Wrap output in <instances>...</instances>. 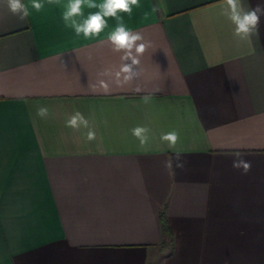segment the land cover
I'll use <instances>...</instances> for the list:
<instances>
[{
  "label": "crops",
  "instance_id": "obj_1",
  "mask_svg": "<svg viewBox=\"0 0 264 264\" xmlns=\"http://www.w3.org/2000/svg\"><path fill=\"white\" fill-rule=\"evenodd\" d=\"M224 3L140 0L122 14L145 45L128 81L107 41L115 19L85 39L58 6L20 21L0 0V264H264V16L239 41ZM75 111L96 140L65 127Z\"/></svg>",
  "mask_w": 264,
  "mask_h": 264
},
{
  "label": "clouds",
  "instance_id": "obj_2",
  "mask_svg": "<svg viewBox=\"0 0 264 264\" xmlns=\"http://www.w3.org/2000/svg\"><path fill=\"white\" fill-rule=\"evenodd\" d=\"M58 6L61 11V19L66 28L71 29L76 37L92 39L98 37L108 27V19L113 18L116 26L108 32L107 41L111 44L115 52H123V64L116 73L119 76L125 74V80H133L139 77L138 68L139 59L135 54L143 53L145 45L139 43L142 37L139 33L133 32L127 27L122 14L131 17L133 9L139 8L140 0H6L8 11L16 16L20 21H26L33 12L40 13L45 6ZM96 9L89 11L85 15L84 9ZM159 11L157 4L152 5L149 12L144 13L147 19ZM232 25L233 35L239 41L251 42L253 35H258L260 19L264 16V4H257L254 8L245 7L243 0H225L221 13ZM145 104L149 103L150 97H142ZM36 115L45 119L49 115V108L40 105L37 107ZM65 127L79 131L81 128L87 129L85 133L88 142L97 138L94 127L90 125L89 120L80 112L75 111L66 121ZM131 134L138 139L140 146L146 147L151 141V130L145 126H136L131 129ZM161 141L167 142L169 148H174L179 140V133L175 130L164 133L160 137ZM232 167L240 169L244 173L251 170V162L244 158V153L235 151ZM175 167L184 168L183 162H180V155H175ZM173 164L170 158L166 167L171 168Z\"/></svg>",
  "mask_w": 264,
  "mask_h": 264
},
{
  "label": "trees",
  "instance_id": "obj_3",
  "mask_svg": "<svg viewBox=\"0 0 264 264\" xmlns=\"http://www.w3.org/2000/svg\"><path fill=\"white\" fill-rule=\"evenodd\" d=\"M162 224L164 226V232L168 235V236H171V232H170V229L167 225V221H166V218L164 215H162Z\"/></svg>",
  "mask_w": 264,
  "mask_h": 264
}]
</instances>
